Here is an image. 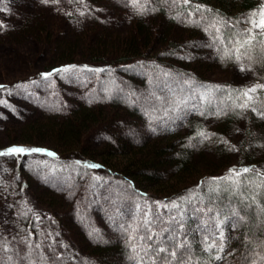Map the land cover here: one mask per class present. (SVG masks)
Returning a JSON list of instances; mask_svg holds the SVG:
<instances>
[{
	"label": "trees",
	"instance_id": "obj_1",
	"mask_svg": "<svg viewBox=\"0 0 264 264\" xmlns=\"http://www.w3.org/2000/svg\"><path fill=\"white\" fill-rule=\"evenodd\" d=\"M21 1L2 7L8 17L0 14V34L8 31L5 35L10 37L33 31L35 40L48 47L52 63L30 69L28 78L13 77L12 82L44 80L46 100L43 104L30 100L36 112L16 131L22 142L1 146L0 152L11 147L36 148L45 150L40 153H53L48 155L63 163L98 165L91 168L102 170L107 180L102 189L99 187V195L113 212L120 207L130 210L135 203L133 194L142 201H157L164 197L159 191L173 189L170 194L184 197L196 216L204 213L201 210L222 207L230 214L234 230L223 264H264V192L252 194L253 201L242 198L247 192L244 181L264 179V156L256 157L248 150L246 140L264 142V115L257 118L247 108L237 106L244 100L242 86L207 76L214 64L221 65L228 58L224 53L231 47L229 41L245 38L249 25L243 18L254 0H189L187 4L183 0H139L135 6L131 0H49L47 4L29 0L22 9L28 12L25 16L15 10L21 9L17 6ZM79 2L81 9L76 8ZM123 22L130 26V33L112 34ZM257 41L251 50L259 66L248 86L264 82V39L258 36ZM83 72L91 75L86 83L74 82ZM46 73L51 75H43ZM67 73L71 77L60 78L62 84L53 83L57 75ZM109 77L115 78V84L106 88L105 94L86 97V92L108 85ZM158 83L171 94L165 90L150 95ZM203 91L207 95L201 99ZM263 93L260 91L256 99L264 103ZM194 95L199 99L197 111L187 113L182 99ZM55 96L61 107L50 108L48 99ZM242 112L249 121L241 118ZM131 130H135L133 138L122 136ZM95 131H104L98 144L90 137ZM199 132L208 138L203 139ZM91 143L99 147L92 150ZM206 146L213 150L217 162L210 156L202 158ZM23 154L0 157H11L14 171L24 180L19 169ZM233 168L253 170L241 178L239 191H231L233 186L221 180L217 191L209 188L213 178L225 177ZM136 180L151 184L154 192L135 193ZM86 185L72 176L61 189H52L67 200V207L49 201L40 211L19 212L10 225L0 223V264H211L195 241L176 231L157 244L144 232L145 241L143 238L137 245L133 229L123 226L119 218L112 222L115 228L108 229L105 211L89 215L90 220L83 225L76 212H81L79 203L83 201L92 209L85 201L90 200L91 190L83 189ZM94 225L98 235H91ZM62 242L74 248V259L63 253Z\"/></svg>",
	"mask_w": 264,
	"mask_h": 264
},
{
	"label": "rangeland",
	"instance_id": "obj_2",
	"mask_svg": "<svg viewBox=\"0 0 264 264\" xmlns=\"http://www.w3.org/2000/svg\"><path fill=\"white\" fill-rule=\"evenodd\" d=\"M12 1L13 0H0L1 15L8 17L7 13H5V9L2 7L5 6L4 4ZM27 2H29V0H22L20 3L18 2L19 4L17 5L21 9L15 8V10L22 14V16H25L26 13H28L27 11L22 10L26 9V5L24 3ZM77 2L78 0H74V3ZM262 6H264V0H254L252 6L249 8V11L246 13V15H244V23L249 25V23H247L249 14L253 10H258ZM76 8L81 9L82 3L79 2ZM42 23H44V25L49 24L44 21H42ZM113 30L114 32L112 34L122 36L130 33V26L127 22H123L122 24L116 26L115 29L113 28ZM7 32L8 31L0 34V86H2L0 87V147L11 142H22V140H20L21 136H19L16 131L22 128L24 123H26L36 112V109L30 106V100L35 101L36 104H43L46 100L45 91L43 92L45 81L25 80L24 78H28V76L32 74L30 69H40L52 63L51 54L49 53L48 47L45 48L35 40L37 36L33 34V31H29L24 35H14L10 37L5 35ZM257 42H260L261 44L262 40ZM247 51L248 57H250V59L245 57L242 58L241 61H237L234 57L226 58V60L223 61L221 65L217 63L216 65L214 64L211 68L212 71L208 72L207 76L210 79L215 80L227 79L232 84L242 86L243 89L241 92L251 88L254 85L264 84V82L262 83L260 81H256L254 85L248 86L255 80L259 65L257 58L252 53L251 48ZM28 60L31 61V64H29ZM241 64L245 66V70L243 71H241ZM19 75H23L24 80L22 79L12 82L13 77H19ZM66 76L71 77V74L67 73V75L63 74V76L57 75L59 81L53 80V83L58 82L62 84L64 81L62 79L60 80V78L65 79ZM89 77H91L90 73L83 72V77L80 75L76 76L74 82L82 83L83 81L86 83V80H88ZM109 78L108 85L100 87L97 91L93 90L86 92V97L89 99H95L96 97L105 94L107 91L106 88H109V86L115 84V78ZM46 83L48 84L47 86L51 85L49 81H46ZM159 85L161 84L158 83V85H156V89L152 88L151 91H149V94L155 95L154 92L163 94L165 93V90L168 91V94H171L168 88H161ZM260 91L262 90H258L257 92L260 93ZM201 93V99L207 95L206 91ZM258 93L254 94L255 102L253 107L256 109V111L252 110L253 107H248L247 111L248 113L251 112L252 115H256L257 118H260V115L264 110V103L263 100L257 101L256 97ZM135 94L139 95V91L137 90ZM158 96L159 95H156V98H159ZM195 96L196 95L184 97L182 99V105L187 108V113L197 111L196 109L198 108L199 99H197ZM48 100L49 101L47 103L49 107L51 106L50 108L61 107V102L56 96L51 97V99ZM205 112L207 115L211 114L208 110H205ZM244 114L245 113L242 112L241 118L244 117ZM243 119H245V121H249V117H244ZM134 131L131 130L130 132H122V136H128L129 134V136L133 138L135 135ZM103 133L104 131H95L94 133L90 132L91 140L95 144H98V142L102 141ZM240 135L241 134L239 131V138ZM246 140L248 142V150H252L256 157L264 156L263 141H254L249 137H246ZM35 143L46 144L49 142ZM95 144L90 146L92 150H96L94 147H99ZM212 151L207 146L204 147L202 152L206 158L204 156H202V158L208 160L211 157V159L217 162L218 159L213 155ZM92 158L98 160L97 157ZM204 163L205 161H203L201 164L204 165ZM14 164L15 162L11 157H0L1 225L12 224L15 221V216L19 212H35L42 210L43 206L46 204L45 202L51 201L56 205L63 204L67 207V200L60 197L59 194L52 192V189H61L65 184L70 182L72 176H75L78 180L83 181L84 184L87 183L83 189L91 188V190H89L90 193H88L90 200L86 199L85 201L88 202V205L92 209H89L87 206H85L83 201V203H79L80 207H82L81 212H76L79 218L82 216L83 219L81 218L82 220L79 221H82L83 225H85L86 221L90 220L89 215L91 216L95 212L105 211L103 216L106 222L105 225L109 226L108 229H114L115 226L112 222L119 218L120 223H122L123 226H131L135 236H137V245L142 244L143 238L145 241L146 236H144V232H148L147 235L149 237V241L157 244L162 237L167 236V234L172 231H176V234H181V236L184 235L186 237L185 238L183 236L184 239L195 241L197 245H199V248L203 254L206 253L208 255L210 258L208 261L211 264H223L225 260H227V255L229 254L230 248L234 241V230L230 214H228L222 207L212 209L209 212L201 210L204 211V213L197 212L198 216H196V214L193 211H190L186 206V200L184 197L170 194L174 191L173 189L170 191H159L158 194H161V196L164 197L158 198L157 201H152L151 199H144L142 201L141 197L133 194L135 203L130 210L122 209V207H120L113 212L108 210L110 208V203H108L103 196L100 197L99 195V187L102 189L103 185L107 181L103 177L101 172L102 170H94L88 165L77 166L68 162L63 163L55 160L53 157L45 153L26 152L22 155L19 161V169L25 176L23 180L14 171ZM25 184L26 187H23ZM133 184L136 186L135 193L137 192V194L140 192H154L153 186H151L149 183H145L144 181L136 180ZM223 184L228 185L226 181H224ZM244 184L247 187V192L244 193L245 197H242L244 200L253 201L255 199L252 194L259 195L264 192V179L254 177L250 182L244 181ZM115 185H117V187L120 186L118 183ZM220 185V180L209 182V186L212 187L209 188L212 191H217ZM231 189V191H239L234 186L231 187ZM107 205H109V207H106ZM173 205H177L178 207H174ZM101 207L104 209L100 210ZM103 216L100 215L102 219ZM128 218L130 220H128ZM79 223L81 224V222ZM80 227L83 228L84 226ZM94 228L95 231L90 228V231L92 232L91 235H94L95 233L98 235V226L94 225ZM221 232H223V240L220 239ZM194 238L196 240H194ZM213 241H215L216 246L209 248L208 246L211 245ZM221 244L224 246L223 251H220ZM62 250L67 258H75V250L70 244L62 242ZM217 256H219L220 259H217ZM129 263L136 264L137 261L134 263L129 261Z\"/></svg>",
	"mask_w": 264,
	"mask_h": 264
},
{
	"label": "snow or ice",
	"instance_id": "obj_3",
	"mask_svg": "<svg viewBox=\"0 0 264 264\" xmlns=\"http://www.w3.org/2000/svg\"><path fill=\"white\" fill-rule=\"evenodd\" d=\"M43 3L47 4L49 0H42ZM53 3H58L59 0H52ZM83 2V0H81ZM133 6H135L139 0H131ZM185 4L189 3V0H183ZM221 23H223L221 21ZM247 23H249L250 27L245 30L244 36L245 38L243 40L239 39V37L235 38L234 40H230L229 44L231 45L230 48H227V50L224 53L225 57L228 58H235L237 61H241L242 58L248 57V49H250L254 42L257 41V37H264V6L260 7L258 10H253L248 17ZM258 30V31H257ZM215 31L217 33H220V28H216ZM218 40H221L223 42V38L221 36H217ZM250 59V57H248ZM241 71L245 70V66L241 64ZM250 70V69H249ZM45 76L51 75L50 73L43 74ZM2 87V86H0ZM258 90H264V84H257L252 86L251 88H248L247 90L242 92V97L244 98L243 103L237 105L240 108H248L251 106V104L254 102V94L257 93ZM253 111H256V109L253 107ZM203 115V113H201ZM219 115V113H217ZM261 115H264V112L261 113ZM198 135L202 137L203 139H207L208 135L204 132H199ZM45 151L42 149H25L22 147H11L7 149L6 152H0V155H8V154H23L26 152H41ZM49 155H54L53 153H48ZM90 167H99L98 165H90ZM253 171L249 168H242V169H230L229 174L225 177L221 178H213V182L217 180L221 181H227L230 185L234 186L235 188H239L241 184V178ZM259 175V173H258ZM174 207H178L177 205H173ZM220 239L223 240V232L220 233ZM215 241L211 245H209V248L215 247ZM223 244L220 245V251H223ZM160 251H165L164 249H160ZM176 253L172 252V256H175ZM217 259H220L219 256L216 257ZM264 259V257H262Z\"/></svg>",
	"mask_w": 264,
	"mask_h": 264
}]
</instances>
